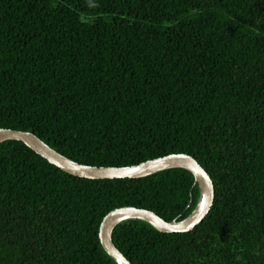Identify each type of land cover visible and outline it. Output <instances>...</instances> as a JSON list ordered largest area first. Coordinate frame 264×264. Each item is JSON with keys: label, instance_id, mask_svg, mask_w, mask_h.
I'll list each match as a JSON object with an SVG mask.
<instances>
[{"label": "trees", "instance_id": "trees-1", "mask_svg": "<svg viewBox=\"0 0 264 264\" xmlns=\"http://www.w3.org/2000/svg\"><path fill=\"white\" fill-rule=\"evenodd\" d=\"M0 128L79 163L192 155L214 201L186 232L118 223L133 264H264V0H0ZM194 175L90 179L0 143V264H117L112 209L181 220Z\"/></svg>", "mask_w": 264, "mask_h": 264}, {"label": "water", "instance_id": "water-1", "mask_svg": "<svg viewBox=\"0 0 264 264\" xmlns=\"http://www.w3.org/2000/svg\"><path fill=\"white\" fill-rule=\"evenodd\" d=\"M6 140L22 141L49 163L69 174L84 178H138L170 168H184L194 175L200 194L195 208L181 220L167 221L149 209L134 206L114 208L103 217L99 226V239L105 251L117 264H133L113 243L112 232L118 223L127 219H141L162 232H186L193 229L206 216L214 201V185L210 175L192 155L187 153H171L127 166H96L74 161L31 131L0 128V143Z\"/></svg>", "mask_w": 264, "mask_h": 264}]
</instances>
